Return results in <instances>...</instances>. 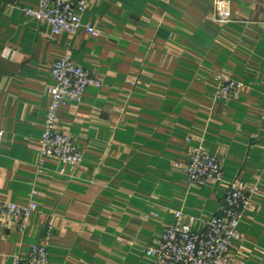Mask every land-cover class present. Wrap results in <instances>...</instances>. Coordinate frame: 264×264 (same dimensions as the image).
<instances>
[{
  "label": "crops",
  "instance_id": "1",
  "mask_svg": "<svg viewBox=\"0 0 264 264\" xmlns=\"http://www.w3.org/2000/svg\"><path fill=\"white\" fill-rule=\"evenodd\" d=\"M86 1L98 38L52 37L22 11L39 0H0V202L38 204L22 231L0 229V264L50 226V264H154L146 250L174 213L201 231L235 179L256 192L232 254L264 264V0H223V24L217 0ZM67 55L103 83L60 111L59 130L84 155L77 168L40 155L52 67ZM222 75L245 85L239 97L215 98ZM199 144L224 173L203 188L175 166Z\"/></svg>",
  "mask_w": 264,
  "mask_h": 264
},
{
  "label": "built area",
  "instance_id": "2",
  "mask_svg": "<svg viewBox=\"0 0 264 264\" xmlns=\"http://www.w3.org/2000/svg\"><path fill=\"white\" fill-rule=\"evenodd\" d=\"M88 7L86 0H39L38 8H24L22 11L26 18L48 28L52 37L64 34L74 37L85 28L92 37L98 38L101 32L91 24H84L82 19ZM214 16L222 24L230 21L228 2L217 0ZM51 78L53 83L48 87L50 102L40 155L42 159H57L64 166L77 168L84 155L72 138L59 130L60 111L69 104L81 103L88 88H101L103 83L77 65L69 55L54 63ZM217 80L215 98L219 101L239 97L245 90L242 82L228 76H219ZM2 142L3 133L0 132V152ZM175 166L183 170L189 187L203 188L224 178L222 162L203 144L194 146L187 161L175 163ZM255 192L256 189H248L240 179L230 182L221 212L203 221L201 231L195 228L198 222L195 216L183 211L175 212L173 224L165 229L157 247L146 250V256L152 258L154 264H244L233 256L232 247L234 242L243 238L240 226L251 208ZM37 211L35 202L25 206L0 202V229H6L13 223L22 231ZM53 231L50 226L42 242L33 245L27 255L13 256L12 264H50L48 242Z\"/></svg>",
  "mask_w": 264,
  "mask_h": 264
}]
</instances>
